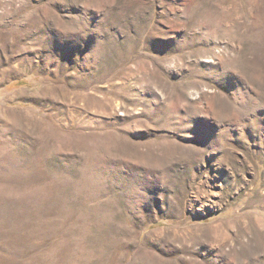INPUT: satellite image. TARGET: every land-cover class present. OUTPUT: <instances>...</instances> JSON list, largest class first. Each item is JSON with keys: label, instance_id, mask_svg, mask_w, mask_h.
I'll list each match as a JSON object with an SVG mask.
<instances>
[{"label": "rangeland", "instance_id": "1", "mask_svg": "<svg viewBox=\"0 0 264 264\" xmlns=\"http://www.w3.org/2000/svg\"><path fill=\"white\" fill-rule=\"evenodd\" d=\"M0 264H264V0H0Z\"/></svg>", "mask_w": 264, "mask_h": 264}]
</instances>
